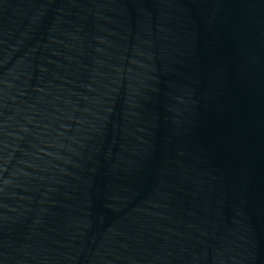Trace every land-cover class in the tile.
<instances>
[{"label":"water","instance_id":"95a60500","mask_svg":"<svg viewBox=\"0 0 264 264\" xmlns=\"http://www.w3.org/2000/svg\"><path fill=\"white\" fill-rule=\"evenodd\" d=\"M0 264H264V0H0Z\"/></svg>","mask_w":264,"mask_h":264}]
</instances>
